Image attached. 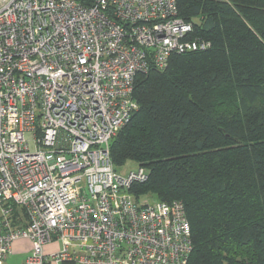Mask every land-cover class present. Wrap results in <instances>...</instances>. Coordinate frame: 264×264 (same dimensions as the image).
Listing matches in <instances>:
<instances>
[{
    "label": "built area",
    "instance_id": "obj_1",
    "mask_svg": "<svg viewBox=\"0 0 264 264\" xmlns=\"http://www.w3.org/2000/svg\"><path fill=\"white\" fill-rule=\"evenodd\" d=\"M191 30L176 0H0V264L21 237L22 264H187L182 202L134 196L109 145Z\"/></svg>",
    "mask_w": 264,
    "mask_h": 264
},
{
    "label": "trees",
    "instance_id": "obj_2",
    "mask_svg": "<svg viewBox=\"0 0 264 264\" xmlns=\"http://www.w3.org/2000/svg\"><path fill=\"white\" fill-rule=\"evenodd\" d=\"M176 3L207 45L136 74L111 162L146 171L134 196L182 202L187 264H264V0Z\"/></svg>",
    "mask_w": 264,
    "mask_h": 264
},
{
    "label": "rangeland",
    "instance_id": "obj_3",
    "mask_svg": "<svg viewBox=\"0 0 264 264\" xmlns=\"http://www.w3.org/2000/svg\"><path fill=\"white\" fill-rule=\"evenodd\" d=\"M136 165L133 162H127L123 166L119 167L118 172H125L126 169H135ZM59 246V243L53 242L44 247L45 250H52ZM31 248V241L26 238H17L12 243V252L9 253L4 260V264H22L23 259L25 258L27 252Z\"/></svg>",
    "mask_w": 264,
    "mask_h": 264
}]
</instances>
